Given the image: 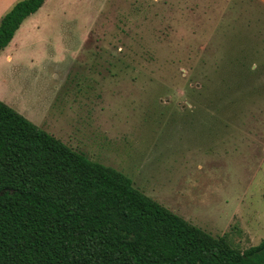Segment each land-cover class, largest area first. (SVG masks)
I'll use <instances>...</instances> for the list:
<instances>
[{
	"label": "rangeland",
	"instance_id": "rangeland-1",
	"mask_svg": "<svg viewBox=\"0 0 264 264\" xmlns=\"http://www.w3.org/2000/svg\"><path fill=\"white\" fill-rule=\"evenodd\" d=\"M239 33L264 44V0H46L0 54V101L244 251L264 240V86L226 124L204 90Z\"/></svg>",
	"mask_w": 264,
	"mask_h": 264
},
{
	"label": "trees",
	"instance_id": "trees-1",
	"mask_svg": "<svg viewBox=\"0 0 264 264\" xmlns=\"http://www.w3.org/2000/svg\"><path fill=\"white\" fill-rule=\"evenodd\" d=\"M45 2L21 0L2 17L0 54ZM252 34L239 33L205 79L221 123L264 86ZM0 264H264V240L242 251L214 237L0 101Z\"/></svg>",
	"mask_w": 264,
	"mask_h": 264
},
{
	"label": "crops",
	"instance_id": "crops-1",
	"mask_svg": "<svg viewBox=\"0 0 264 264\" xmlns=\"http://www.w3.org/2000/svg\"><path fill=\"white\" fill-rule=\"evenodd\" d=\"M21 0H0V21L2 17L8 13L13 6ZM25 23V22H24ZM23 26V25H22ZM21 26V27H22ZM21 29V28H20ZM15 39V38H14ZM9 47V46H8Z\"/></svg>",
	"mask_w": 264,
	"mask_h": 264
}]
</instances>
